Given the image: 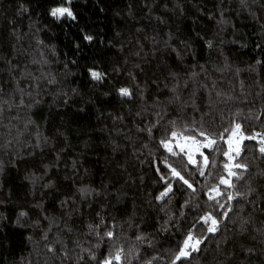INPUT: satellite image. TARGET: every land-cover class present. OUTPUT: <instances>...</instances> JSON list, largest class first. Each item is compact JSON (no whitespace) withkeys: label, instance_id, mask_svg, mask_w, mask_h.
I'll use <instances>...</instances> for the list:
<instances>
[{"label":"trees","instance_id":"obj_1","mask_svg":"<svg viewBox=\"0 0 264 264\" xmlns=\"http://www.w3.org/2000/svg\"><path fill=\"white\" fill-rule=\"evenodd\" d=\"M58 0H3L0 3V36H4L6 43L0 47V57H6L12 61L13 67L10 68L3 59H0V85H3L5 92L15 91L16 81H19L20 88L25 92L31 91L36 95V85L39 83L40 99L42 104L29 111L27 108L14 107L11 111H5L3 117L4 124L11 123L16 128L23 129L24 123L31 118L34 123L29 124L28 133L22 140H28L31 147H23L20 149V157H11L15 160V167L7 168V175L3 178L4 188L6 192L13 194V200L17 203L23 202L27 194L33 189V185L24 180L25 174L29 171L35 173L36 176L45 174L43 165H55L54 170L50 169L45 180H37L35 188L37 196L35 201H40L47 209V215L55 217L57 224L63 226L65 221L73 228L72 233H68L64 228L63 238L66 243L77 236L83 241L85 237L82 235L86 231V223L93 218L94 211H99L101 204L117 217V222L122 223L135 213L134 220L140 221L144 217L146 221L143 226L151 228L152 217L156 216L155 209L148 206L151 199V193L154 192L157 185L151 180V170L141 161L147 154V150L142 148V143L148 142L144 136L136 132V126L139 118L130 114L129 105H122L115 94L105 98L101 96L104 90L111 91L115 84L130 83L127 73L113 74L116 79H110L107 85L103 87L90 82L89 77L85 74V68L92 62V53L89 49L84 48L77 51L75 43H80L77 39L82 34L80 29L93 32L105 44L99 45L110 56L116 53L121 44L124 45L126 52L121 53L128 61L127 67L136 72L138 79L135 81L141 88H147V94L151 96L157 92L156 84H152V80H157L159 90L166 91L163 88L164 76L161 74L160 65L166 64L168 67L177 69L179 62L174 54H169L163 50V41L168 38V34L172 33L176 43L173 47L180 46V41H190L197 55L193 61L192 71H200L195 66L196 61L203 64L208 69L207 90L211 89L212 82H216V89L212 90V97L209 99L207 90L201 88L199 84H190L188 89L181 88L184 96L187 98L192 89H199L195 101L202 111H197L192 107L183 110L182 115L185 120L196 118L199 119L203 112L208 111L209 104L212 105L215 117V123L227 124L229 116L233 112L243 110L246 115L248 111L255 112L261 105L262 98L257 95L261 93L264 87V73L249 74L242 72L239 76L234 71H225L223 75L217 73L213 69V65L217 63L215 53H209L206 45L197 37V33L202 37L216 38V34L225 29L221 33L226 41H231L233 37L230 33L237 32L242 40L248 42L246 49H239V45L225 44L223 47L226 53L230 54L233 62V69L237 66L244 68L247 63L254 62L253 57H257L259 49L255 48V42L259 39L258 26H245L242 19L236 17L233 6L229 0H88L87 4L77 0L76 12L79 19L77 22L67 21L61 25L53 24L52 18L46 16L45 8L55 5ZM175 3H180L184 8L183 14L178 11H172ZM23 4L30 9V13H19V6ZM44 5V7H42ZM147 5V7H145ZM223 10V19L231 20V25H221V11ZM134 12V17H129L127 13ZM36 22V27L43 29L38 35L45 40L50 46L55 45L57 58L48 56L49 65L43 66L33 64L32 58L37 54V45L35 38L30 35L29 25ZM143 29L137 32V29ZM16 31L23 39L16 41L10 37L11 31ZM34 31V30H33ZM120 33L118 37L116 34ZM155 37L160 42L158 47L161 52L153 55V44L151 38ZM119 41V42H117ZM115 44V47L111 45ZM139 44H143L144 50L140 57L133 55L138 50ZM19 49V51L17 50ZM43 51V50H42ZM114 59L116 57H113ZM77 60V65H71L70 68L75 75L65 78L64 61L70 62ZM139 62L145 69L139 72L133 68L134 62ZM187 63V61H185ZM41 70L51 72L57 76L59 83L55 86L47 83L46 79L41 77ZM31 72V76L28 73ZM155 73V75H153ZM182 79H188L183 73ZM204 79L203 74L200 77ZM240 80L245 81V88L241 94ZM147 82V83H146ZM61 89L69 91L77 89L84 97V100L91 101L85 103L82 101H70L66 108L53 107L55 94ZM223 90L228 95L235 98L231 101H224L223 97H216L215 92ZM234 90V91H233ZM20 93H17L19 96ZM25 101L28 100L27 95L24 96ZM148 104L152 103L149 99ZM141 101H137L131 105L133 112L138 111ZM191 103V101H189ZM83 108V111L80 109ZM149 112L144 114L143 124L148 123ZM109 113H112L109 116ZM116 113H119L124 119L117 120ZM170 117L175 118L173 107L168 108ZM23 122V123H21ZM167 122L166 119L164 121ZM55 125V127H53ZM143 126V125H140ZM246 128L250 127L245 125ZM259 129V125H254ZM59 129L64 132L66 139L58 137L52 140L53 132ZM0 131L7 132V128H0ZM47 138V143L43 140ZM249 148L254 142H248ZM118 145L117 150H113V145ZM52 145H55L53 148ZM150 146H154L150 145ZM144 153V156L141 155ZM57 155L61 158L56 160ZM251 159V157H249ZM25 161L28 163L26 164ZM77 162V170L72 169V162ZM256 164L264 166V161L257 159ZM87 169L88 175H85ZM67 176L68 179H64ZM144 179L141 180L140 177ZM50 177H54L58 183L59 190L55 195H49V190L43 193L41 197L40 185L49 181ZM101 184L107 186V201H93L92 209L86 205L82 207V215L73 213L69 220L67 215H62L59 199L75 197L76 189L80 186H89L99 189ZM124 194L123 199L116 204L114 197L118 194ZM158 194V193H157ZM28 200L32 197L27 196ZM0 211H4L9 216V222L4 227L0 235L8 234L11 238L4 246V259L12 260L16 264H34L36 260H41L42 255L34 250L32 243L26 239L31 234V229H18L12 227L14 221V213L17 211L12 204L0 206ZM255 220L250 226L249 231L243 235H239V226L233 227L229 224L230 229L228 235L233 237L231 252L239 255L240 246L255 247L258 246L260 236L256 232L257 228L264 227V213H254ZM111 219V217H109ZM83 221V223H82ZM127 227V225H125ZM60 230L53 228L49 234V239H53V234H57ZM23 232L22 238L19 233ZM130 235V233H129ZM255 237V239H254ZM35 239L39 241L40 233H35ZM161 239L172 240L174 237L161 236ZM40 249V245L37 244ZM11 253V255H8ZM59 264V261L56 262Z\"/></svg>","mask_w":264,"mask_h":264},{"label":"snow or ice","instance_id":"obj_2","mask_svg":"<svg viewBox=\"0 0 264 264\" xmlns=\"http://www.w3.org/2000/svg\"><path fill=\"white\" fill-rule=\"evenodd\" d=\"M241 2L246 6V0ZM24 7L21 4L17 14H20ZM76 8L77 0H58L55 5L46 7L44 14L51 17L53 22L63 25L69 20L78 21ZM25 10L30 13L28 7ZM127 15L134 17V12L129 11ZM225 24L226 21L221 23V25ZM29 30L37 45V54L33 56L31 62L41 65L43 69V66L50 63L48 56L58 60L55 45L50 46L40 38L38 33L41 29L36 27V22L29 25ZM136 31L142 32L143 29L138 28ZM223 31L225 29L222 28L216 34V38L196 34L203 45H206L209 53H215L217 57L218 62L213 65L214 71L221 75L225 71H234L237 76L242 72L264 73V31L258 33L259 39L255 42V48L259 51L257 57H253L254 62L247 63L244 68L237 66L235 69H233L230 54L225 52L223 46L238 44L239 49L243 50L248 47V42L242 40L235 32L230 33L235 38L226 42L221 35ZM80 32L82 34L77 37L80 43H75L74 46L77 51H80L83 46L92 53V62L85 68V74L94 86L103 87L109 83L110 79L117 78L113 74L125 72L131 81L126 84H115L111 91L101 92V96L107 98L114 93L122 105H129V113L139 118L135 130L148 141L142 143V148L147 150V154L144 156V153H141L144 156L141 162L151 170V180L157 185L154 192L150 194L148 206L155 209L157 215L152 217L150 229L143 226L146 222L144 217H141L140 221L133 219L135 213L122 223H118L117 217L101 204L100 210L94 211L93 218L86 223L87 230L82 233L85 237L83 241L77 236L71 244L66 243L63 238L64 231H59L55 234L56 242L47 243L53 228L60 229V225L57 224L55 217L46 214L47 209L43 203L33 201L31 211L26 209L15 211L16 228L31 229V234H28L26 239L33 244L38 254L39 248L36 247L38 241L33 233H40L39 240L45 241L44 249L47 254L45 264H48L49 258L53 264L57 261L59 264H217L221 261L222 255L227 254L232 247L233 237L228 235L230 231L228 225L231 224L233 227L238 225L239 233L244 234L254 223V213H264V166L255 163L257 159L264 161V87L261 93H257L262 98L260 107L255 112L248 111L246 115L243 110L238 109L229 116L226 125L221 123L212 127L215 117L211 104L208 106V111L203 112L199 119L185 120L182 115L184 109L188 107L197 111L202 109L195 101L199 89H192L186 98L181 88L188 89L190 84H199L201 88L207 90L208 75L206 66L198 61L195 66L200 71L191 70L197 53L190 41L182 40L179 42L180 46L173 47L176 40L172 33L168 34V38L163 41V50L175 55L179 62L178 70L166 64L160 65L161 74L164 76L163 88L166 91L159 90V84L154 79L152 84H156L158 91L149 96L147 88H141L135 83L139 78L137 73L121 66L128 63L121 55L126 52L123 44L110 56L99 47L105 44V41L99 40L93 32L84 29H80ZM116 35L119 37L120 33ZM10 37L16 41L23 39L14 30L10 32ZM6 39L0 36V47L6 43ZM151 41L155 56L162 49L158 47L160 42L155 37H152ZM111 47L114 48L115 44ZM144 47L143 44H139L138 50L133 55L140 57ZM0 59H3L10 68L13 67L10 59L6 57H0ZM62 63L65 78L75 74L70 64L77 65V60ZM133 68L139 72L145 71L138 61L133 63ZM182 73L188 79H182ZM202 74L203 80L200 79ZM28 75L31 76V72ZM41 77L50 85L55 86L59 83L57 76L51 72L41 70ZM239 83L241 94H243L245 81L240 80ZM39 87L37 83L34 96L31 91L25 92L23 88H20L19 81H16L15 91L9 90L7 93L3 85H0V115H3L5 111H11L14 107L27 108L29 111L39 107L42 104ZM216 87V82L213 81L211 89L207 90L209 99L212 97V90ZM76 91L72 89L73 94ZM17 93L20 95L17 96ZM59 93L65 96L68 94L63 89ZM25 95L28 97L27 101L24 99ZM215 95L218 98H224L221 102L235 98L223 90L216 91ZM137 99L142 103L139 110L133 112L131 105ZM149 99L152 100L151 104L147 102ZM170 106L174 109L175 118L168 114ZM149 109L152 111L148 117V123L143 124L144 114L148 113ZM111 115L112 113H109V116ZM116 119L122 121L124 117L116 113ZM32 123L34 121L29 118L28 124ZM246 124L250 127L246 128ZM254 125H259V129L252 127ZM248 142H254L251 148ZM43 143H47V138L43 140ZM153 144L154 146H150ZM117 148L118 145L114 144L113 150ZM60 158L57 155L56 160ZM25 163L28 162L25 161ZM54 167L45 165L43 171L47 173L50 169L54 170ZM77 167V162L73 161L72 169L75 171ZM3 175L4 177L7 175V168L3 170ZM26 179L33 186L38 180L28 177ZM64 179L68 177L65 176ZM140 179L143 180L144 177L141 176ZM49 182L51 186H45L55 195L59 190L58 183L54 177H50ZM76 194L79 200L75 197H57L63 210L62 215H67L69 220L73 213L82 215L84 205L92 209L93 203L89 198L95 199L99 195L95 188L89 186H80L76 189ZM123 195L118 193L114 197L116 203L112 205L113 208L123 199ZM64 228L68 233L73 232V228L67 221ZM256 232L264 237V227L257 228ZM19 235L24 237L23 232ZM162 235L171 236L174 239L162 240ZM10 238L8 234L0 235V247L5 246ZM252 251L253 248L249 247V252ZM228 264L232 262L228 261Z\"/></svg>","mask_w":264,"mask_h":264},{"label":"clouds","instance_id":"obj_3","mask_svg":"<svg viewBox=\"0 0 264 264\" xmlns=\"http://www.w3.org/2000/svg\"><path fill=\"white\" fill-rule=\"evenodd\" d=\"M3 0H0V3H2ZM82 3L87 4L88 0H81ZM187 3H190L191 0H186ZM223 3L224 0H221ZM229 3L233 6V11L236 14V17L238 19H242L245 22V26H258L259 32L264 31V0H246V6L242 4L241 0H229ZM27 7L21 9V13L27 14L28 12L25 10ZM172 11H178L180 14H183L184 8L181 6L180 3H175L174 8ZM224 15L223 10L221 11ZM223 15L221 18V23L226 21L227 25H231V20L223 19ZM220 23V24H221ZM55 24V22H53ZM43 30V29H41ZM258 32V33H259ZM236 34H239L235 32ZM230 42V41H226ZM75 75V74H74ZM134 86V85H133ZM77 90V89H76ZM68 94L65 96L62 93H56L53 107L57 108H66L69 106L70 101H84L85 103H90L91 101L84 100V97L81 96V93L79 90L76 91L75 94H73L72 89L69 91H66ZM83 108L80 109V111ZM0 117H3V115H0ZM23 123V122H21ZM28 122L24 123L23 129L16 128L15 125L4 124L3 119H0V128H7V132L0 131V206L7 204H12L16 207L17 210L20 209H26L28 211H31L33 201H35V198L37 196V191L35 186H33V189L27 194V196L32 197V200H28L27 196L25 197V200L23 202L17 203L15 200H13V194L6 192L4 188V175L3 170L5 168L9 167H15V160H13L11 157L16 156L20 157L21 152L20 149L23 147H31L32 145L29 144L28 140H22V137L25 135H31V133H28ZM55 127V125H53ZM58 137L66 138L64 132L60 131L59 129H56L53 132V135L51 137L52 140H55ZM54 148L55 145H52ZM48 165L44 164L43 166ZM55 166V165H51ZM45 174H41L40 176H36L35 173L29 171L24 176V180H27L28 178H36L38 180H45ZM85 175H88L87 172H85ZM45 185L51 186V183L49 181H46L40 185V194L41 197L43 196V193L48 190V187ZM96 192L99 193V195L96 197V200H102L107 201L108 196L111 195L110 192L107 190V186L104 184H101L99 189H96ZM49 195H53L52 193H49ZM93 203V201H91ZM103 205V204H102ZM9 222V216L6 212L0 211V232H3L4 227ZM12 227L15 228L16 224L13 221ZM60 231H64L63 226H60ZM35 236V233H33ZM239 235H243L239 233ZM260 236V235H259ZM53 239L49 240L47 243H55V234H53ZM255 239V237H254ZM38 244L40 245L39 254L42 255L41 260H36L34 264H45L46 259V252L44 249L45 241L39 240ZM253 251L249 252V247H245L243 245L240 246L239 249V255H236L235 253L228 251L227 254H223L221 261H218L217 264H228V261H231L232 264H264V237L260 236L259 244L258 246L252 247ZM5 250L4 246L0 247V264H16V262L12 260L4 259ZM8 255H11V253H8ZM48 264H53V261L49 258Z\"/></svg>","mask_w":264,"mask_h":264}]
</instances>
